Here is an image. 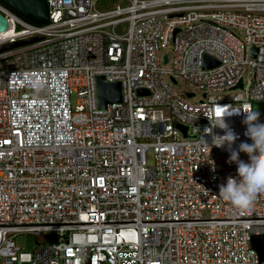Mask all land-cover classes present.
Here are the masks:
<instances>
[{"label":"built area","instance_id":"obj_1","mask_svg":"<svg viewBox=\"0 0 264 264\" xmlns=\"http://www.w3.org/2000/svg\"><path fill=\"white\" fill-rule=\"evenodd\" d=\"M46 3L45 25L0 5V45L39 38L0 53V264H264L249 243L264 193L241 208L220 197L236 167L204 134L219 106L264 103V0ZM99 77L120 103L98 108ZM242 118H225L233 147ZM21 235L36 243L21 250Z\"/></svg>","mask_w":264,"mask_h":264},{"label":"clouds","instance_id":"obj_2","mask_svg":"<svg viewBox=\"0 0 264 264\" xmlns=\"http://www.w3.org/2000/svg\"><path fill=\"white\" fill-rule=\"evenodd\" d=\"M219 106V105H218ZM223 109L220 115L214 117V123L204 129V134L210 136V147L224 148L228 153L226 163L235 164V176H229L218 186V195L234 207L249 206L259 193H264V118L258 108L247 111L232 106H219ZM241 116L245 125V140L236 144L239 136L229 127L225 118ZM220 129L223 134H215L213 129ZM210 152V151H209ZM240 153L246 154V159L240 158ZM214 170V168H213Z\"/></svg>","mask_w":264,"mask_h":264},{"label":"water","instance_id":"obj_3","mask_svg":"<svg viewBox=\"0 0 264 264\" xmlns=\"http://www.w3.org/2000/svg\"><path fill=\"white\" fill-rule=\"evenodd\" d=\"M3 5L9 10L21 17L25 21L36 24L45 25L49 22L48 20V8L46 0H2ZM7 29V22L0 14V33H3ZM39 41V38H32L28 40L17 41L14 43H8L0 45V53L16 49L25 45ZM256 50L251 49L250 55L253 58ZM168 63L166 55L163 56L162 64L165 66ZM218 66V63L210 57L205 56L203 59V68H213ZM171 84L177 82L170 79ZM241 89V83L237 86ZM138 95H147V91L139 90ZM192 97V95H187ZM96 100L99 109H104L108 104H118L121 101V88L119 83H108L99 77L96 79ZM184 137H187V128L177 125ZM47 239V238H45ZM250 248L254 250L259 256L260 261L264 262V236H252L250 238Z\"/></svg>","mask_w":264,"mask_h":264},{"label":"rangeland","instance_id":"obj_4","mask_svg":"<svg viewBox=\"0 0 264 264\" xmlns=\"http://www.w3.org/2000/svg\"><path fill=\"white\" fill-rule=\"evenodd\" d=\"M104 5H107V6H110V7L112 6V4L110 2H106V3H104ZM16 29H19V28L17 27ZM236 35L239 38L242 37V35L239 32H236ZM162 54L169 55V51L168 50H164L162 52ZM167 68H169V66H167ZM165 82L168 85V87L171 89V91H173L177 95H180V96H182L184 98H185L186 94L193 93L194 97L188 98L189 102L196 103V102H198L200 100L201 93L199 91H197V90L189 88L183 82L177 81L176 84H171L167 77H165ZM70 101H71V106L72 107H74L77 104V99H76L75 96H71ZM252 106H253V109L258 108L260 113L263 112V110H264V103L263 102L253 103ZM146 161H147L148 165H152L153 164L151 153H147L146 154ZM30 242L36 243V240L34 238H32L30 236H26V235H21V236H18V237H16L14 239L15 246H17L21 250H29Z\"/></svg>","mask_w":264,"mask_h":264},{"label":"trees","instance_id":"obj_5","mask_svg":"<svg viewBox=\"0 0 264 264\" xmlns=\"http://www.w3.org/2000/svg\"><path fill=\"white\" fill-rule=\"evenodd\" d=\"M0 5H3V2H2V0H0Z\"/></svg>","mask_w":264,"mask_h":264},{"label":"snow or ice","instance_id":"obj_6","mask_svg":"<svg viewBox=\"0 0 264 264\" xmlns=\"http://www.w3.org/2000/svg\"><path fill=\"white\" fill-rule=\"evenodd\" d=\"M217 115H220V112L219 111H217Z\"/></svg>","mask_w":264,"mask_h":264}]
</instances>
